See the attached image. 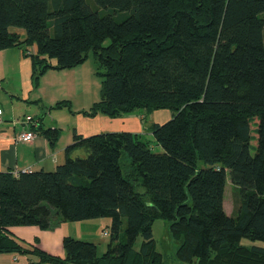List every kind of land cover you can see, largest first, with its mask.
<instances>
[{
	"label": "trees",
	"instance_id": "trees-1",
	"mask_svg": "<svg viewBox=\"0 0 264 264\" xmlns=\"http://www.w3.org/2000/svg\"><path fill=\"white\" fill-rule=\"evenodd\" d=\"M93 1L0 0V50L23 48L35 83L93 52L101 98L85 113L172 116L152 125L154 141L75 134L53 170L0 171V252L55 264H165L152 226L161 217L181 240L182 262L264 264V0ZM34 118L54 143L61 130ZM228 176L240 189L234 216L224 206ZM103 217L111 219L103 256L87 239L66 235L60 256L9 232Z\"/></svg>",
	"mask_w": 264,
	"mask_h": 264
},
{
	"label": "crops",
	"instance_id": "crops-1",
	"mask_svg": "<svg viewBox=\"0 0 264 264\" xmlns=\"http://www.w3.org/2000/svg\"><path fill=\"white\" fill-rule=\"evenodd\" d=\"M29 51L35 52L36 46H30ZM85 63L63 69L48 68L35 83L32 58L23 48L13 46L0 50V171L53 170L66 159L65 149L74 141L75 134L89 136L101 132L129 131L141 138L155 140L151 127L155 122H165L172 116L168 109L151 111L142 108L115 117L84 112L101 98L98 99L92 80L84 83L85 75L94 73L91 66H84ZM60 101H68L69 106H56ZM56 109H61V112ZM63 109L68 114H63ZM29 114L40 118L42 128L57 127L61 130L54 143L37 128L33 139L16 141V135L26 127L25 116ZM155 148L160 150L158 145ZM85 221L91 219L77 221L79 234H83V228H90V224H82ZM101 221L102 229L109 230L111 219L103 217ZM71 225L68 221H62L54 229L18 225L9 232L25 247L39 244L46 252L63 256L64 237L74 236L69 232ZM40 259L38 255L14 250L0 252V264H55Z\"/></svg>",
	"mask_w": 264,
	"mask_h": 264
},
{
	"label": "rangeland",
	"instance_id": "rangeland-1",
	"mask_svg": "<svg viewBox=\"0 0 264 264\" xmlns=\"http://www.w3.org/2000/svg\"><path fill=\"white\" fill-rule=\"evenodd\" d=\"M90 2L93 7L95 8L97 7V5L95 4L93 0H90ZM12 29L21 30L20 28H17V27H12ZM87 65L91 66V69L94 71V73L92 75L86 74L84 77V83L90 82L92 80L91 81L92 87L93 89L97 88L96 89L97 97L99 99L101 97L102 77L97 72V61H96V58L94 57L93 52L90 53L88 59L86 60V63L84 64L85 67H87ZM89 77H92V79ZM56 110H58V113L61 112L60 111L61 109H56ZM63 110H64L63 114H68L66 109H63ZM159 149L162 150L161 147ZM239 204H240V189L237 185L232 183L230 177L228 176L226 190H225V200H224V206H225L226 212L229 215L234 216L238 211ZM101 219L92 218L91 221H85L87 223L82 222V224L84 225L90 224L89 229H91V230L89 229L87 230L83 228V234H79L80 232L78 231V228H77L79 224L78 222L82 220H78V222L68 221L69 224H72L69 232L73 233L74 237L76 238L87 239V240L93 241L97 246L98 256H103V254L107 250L108 242L110 240V232H109L110 227H109V230L105 227L102 229ZM87 220H90V219H87ZM75 224H76V228L74 227ZM125 226H126V219L124 218L123 223L120 228V235H121L122 240L124 239ZM152 226H153V234L157 242L158 250L163 254L165 264H189V263L182 262L178 259L176 251L181 243V240L178 239V237L174 236V234H172V232L170 231L168 222L161 217H156L154 219ZM142 240H143L142 236L139 235L135 244L130 248L129 258L132 255H134L135 251L139 249ZM243 242L248 243V244L250 243L248 239H244Z\"/></svg>",
	"mask_w": 264,
	"mask_h": 264
},
{
	"label": "built area",
	"instance_id": "built-area-1",
	"mask_svg": "<svg viewBox=\"0 0 264 264\" xmlns=\"http://www.w3.org/2000/svg\"><path fill=\"white\" fill-rule=\"evenodd\" d=\"M1 121V119H0ZM26 127H24L15 137L16 141L21 140H31L33 139L37 132L36 128L38 126V119L34 118L33 115L25 116ZM28 169H24L23 171H27ZM106 232V231H105Z\"/></svg>",
	"mask_w": 264,
	"mask_h": 264
}]
</instances>
